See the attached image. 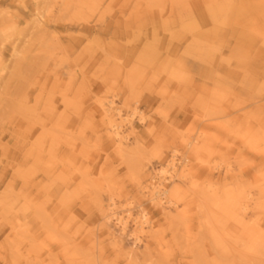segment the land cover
Wrapping results in <instances>:
<instances>
[{
	"label": "rangeland",
	"instance_id": "rangeland-1",
	"mask_svg": "<svg viewBox=\"0 0 264 264\" xmlns=\"http://www.w3.org/2000/svg\"><path fill=\"white\" fill-rule=\"evenodd\" d=\"M194 134L167 214L141 188ZM0 264H264V0H0Z\"/></svg>",
	"mask_w": 264,
	"mask_h": 264
},
{
	"label": "bare ground",
	"instance_id": "bare-ground-1",
	"mask_svg": "<svg viewBox=\"0 0 264 264\" xmlns=\"http://www.w3.org/2000/svg\"><path fill=\"white\" fill-rule=\"evenodd\" d=\"M42 20H44V15L39 14V18L36 21V25L38 27L39 26L41 27ZM99 109H100V113H101L102 117L107 122V126L111 131V138L113 141V145L119 151L125 153L126 152V145L124 142H125L127 136L123 132V129H124L123 126L128 125L129 128H132V119H133V115H135L136 109L131 110V112L124 113L122 111V109L119 106H117V104H115L113 99L108 100L106 103H101ZM139 120L142 123L146 122L145 117L143 115H141L139 117ZM203 121L206 122V121H209V119L204 118ZM182 140L184 142H186L184 153H181L178 155L177 154L178 152L175 153L176 150L173 149L171 151L172 153H171L170 159L166 163L161 165L155 172V174L158 175L159 180L156 179L155 174H154L152 177H149L150 180H149L148 184L144 185L141 188L142 193L146 194L145 195L147 197L146 200L151 202L153 204L152 206L159 207L160 209L166 211L167 214H170L172 212V210L169 208L177 207L179 204L177 200H173L171 198V196H169L170 194L168 193V191H169L170 185H174L176 187V189L174 190L175 195H176V192L179 191V186L177 185V183H179L180 180L183 181L184 184L186 183V181H187V179H186V175H187L186 167H187V162H188V154L194 153L195 156L200 157V156H202V153H203V149L201 146L198 145L197 136L195 134L188 136V137H183ZM201 161H203V160H201ZM179 166H180V168H179ZM163 199H164V201H163ZM108 201L109 202L104 209V211H105L104 219L107 222L114 220L116 224H119L118 225L119 226V228H118L119 233H117V234L112 233L111 237L114 239L119 238V240H120V238L126 232L127 224H128L127 222H129L128 220L130 219L132 222V225H133V229L131 230V232L129 234L130 237L133 238V240H134L133 242L135 245L143 244V242H144L143 237L146 236L145 231L151 225L150 216L148 215L147 210L143 207H139V209L135 215H132V213L130 211H127L125 217H122V216L117 214L118 212L115 211L116 210V203H115L113 197L110 196L108 198ZM129 203L131 204V202H128L127 204H129ZM241 205H243L241 207V209L245 210L247 205L245 203H241ZM214 228L216 229L217 227H214ZM216 230L219 231L218 228ZM223 234H218V235L224 236L225 234L224 235ZM213 235H214V233H213ZM220 239H222V237ZM216 243L218 245H221L223 242L220 244V241H217ZM98 245H99V243H98ZM257 251L255 253H258ZM251 252L252 251H250V253ZM244 254H246V253H244ZM244 254H243V256H245ZM126 256H127V259L131 258V253L127 252Z\"/></svg>",
	"mask_w": 264,
	"mask_h": 264
}]
</instances>
